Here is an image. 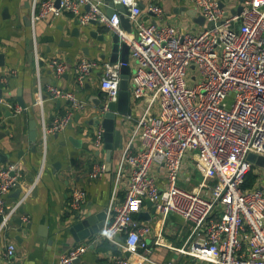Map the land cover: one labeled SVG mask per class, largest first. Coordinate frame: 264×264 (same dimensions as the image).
Instances as JSON below:
<instances>
[{
    "label": "built area",
    "instance_id": "built-area-1",
    "mask_svg": "<svg viewBox=\"0 0 264 264\" xmlns=\"http://www.w3.org/2000/svg\"><path fill=\"white\" fill-rule=\"evenodd\" d=\"M118 1L128 7L132 32L121 26L120 11L109 16L104 0H60L58 6L56 0H31L30 9L33 32L36 23L50 13L68 12L80 25L93 20L106 25L128 44L136 62L130 90L144 109L122 148L99 237L119 248L121 254L114 257L118 264H132L127 253L151 262L147 251L152 227L137 217L151 201L161 216L174 213L189 223L185 243L169 246L180 255L204 264H264V188L257 183L251 188L243 186L247 175L258 168L252 157L264 156V0H242L239 14L222 7L220 0H191L206 22L196 32L161 22L163 8L157 3L149 4L144 12L138 0ZM33 45L38 62L36 38ZM49 64L57 75L71 71L79 86H85L99 66L87 57L74 66L58 58ZM125 64L118 60L100 65L102 112L118 99ZM37 92L34 105L40 108L46 147L48 136L67 129L85 102L71 90L43 88L40 76ZM45 95L70 104L50 123L43 110ZM0 105L12 107L4 98ZM93 128L94 144L102 148L104 128ZM188 162L201 175L197 185H192L193 176L185 170ZM126 167L129 181L119 197ZM106 169L105 162L95 164L90 176L99 178ZM23 179L20 161L0 166V240L35 187L36 182L25 185ZM17 188L22 191L20 198L7 203V194ZM86 198L84 189L74 187L71 207L79 208ZM88 246L63 252L59 264H74ZM15 253V243L9 242L5 256L12 258Z\"/></svg>",
    "mask_w": 264,
    "mask_h": 264
},
{
    "label": "crops",
    "instance_id": "crops-1",
    "mask_svg": "<svg viewBox=\"0 0 264 264\" xmlns=\"http://www.w3.org/2000/svg\"><path fill=\"white\" fill-rule=\"evenodd\" d=\"M138 1L143 4L144 12L149 4H159L163 8L160 21L171 23L179 29L196 32L206 23L202 25L198 21L202 15L191 0ZM220 1L225 2L223 7L229 11L241 4V0ZM30 9L31 0H0V52L4 53L6 58V64L0 67V77H6L5 82L0 81L2 98L7 101L10 98L19 107L21 99L38 122V137L32 142L29 138L28 113L24 110L15 112L10 101L8 102L12 107L0 105V132H3L0 135V152L9 156L6 162L20 161L24 169L25 185L36 182L34 189L20 206L22 211L19 210L5 233L6 236L0 240V264H59L63 252L84 244H89L88 249L74 264H118L114 259L116 253L99 249L104 240L99 237L103 227L98 233L77 242L76 245L71 228L87 217L103 212L107 216L122 148L128 142L130 130L144 109L141 100L132 96V113L117 119V128L123 135L122 148L111 152L106 151L104 146L98 148L91 136L94 126L85 124L84 120L96 112V105L90 97H96L99 90V76L102 71L100 65L113 62L114 56L120 60L127 58L131 69L130 85L136 62L131 57L130 50L127 53L121 49L117 54L113 51L115 32L108 26L100 23L80 25L70 13L61 12L50 13L41 18L33 32L31 23H28ZM34 38L40 56L38 62L33 51L34 45L31 47ZM82 57L94 59L99 63L85 86L76 83L71 71L57 75L49 64L50 60L58 58L66 61L69 66H74ZM38 76L43 88L55 86L71 90L85 102L84 108L78 112L82 115L81 118L76 120L77 113L67 129L48 136L46 147L41 137L40 108L34 105L38 95ZM102 96L103 94L101 99ZM44 98L43 110L48 123L70 105L64 99H54L46 95ZM9 111H12L13 115H8ZM70 137L80 139L82 147L75 146ZM6 162L0 163V166ZM103 162L107 165L105 173L99 178H92L90 173L95 164ZM185 164V170L193 176L192 185H197L201 175L194 170L191 162ZM257 169L261 171L264 167L258 166ZM257 169V185L264 188V172L259 173ZM129 175L130 169L126 167L120 177L119 197L124 195ZM74 187H80L87 192L86 200L77 209L70 205V191ZM18 189L20 188L7 194V203L13 204L20 198L22 191L18 195ZM142 212L151 214V218H142ZM137 217L152 227L148 236L147 251L152 261H144L127 253L132 264H166L168 261H174L176 264H204L180 255L169 247L182 246L190 233L189 223L181 216L174 213L165 217L157 212L153 214L147 205ZM18 219H21L22 223L16 222ZM123 238L124 235H121L120 239ZM157 238L161 241L159 244L155 243ZM93 239L96 241L92 243ZM9 242L16 245V253L12 258H7L4 254ZM117 249L119 250L118 247Z\"/></svg>",
    "mask_w": 264,
    "mask_h": 264
},
{
    "label": "water",
    "instance_id": "water-1",
    "mask_svg": "<svg viewBox=\"0 0 264 264\" xmlns=\"http://www.w3.org/2000/svg\"><path fill=\"white\" fill-rule=\"evenodd\" d=\"M107 13L109 16H112L116 10L120 11L119 17H120V23L121 26L125 29L127 32L133 31V25L130 21L128 15L130 14L128 7L121 4L118 0H104ZM242 2V0H241ZM60 3V0H56V5L58 6ZM221 6L223 7L225 2L220 1ZM141 9H144L143 4L140 3ZM242 10V4L238 5L236 8H232L230 11L233 14H239ZM28 23H31L30 18H28ZM198 21L203 25L205 23V18L202 16L198 19ZM92 24H99L97 21H91ZM240 24V21L237 22V25ZM208 26H211L212 23H208ZM33 46V43L31 44V47ZM33 48V47H32ZM121 49L129 52V46L127 43L123 42L120 38V36L117 33H113V51L117 54L121 51ZM120 60L116 56L113 57V62H116ZM122 61L127 63V58H121ZM6 64V58L5 54L0 52V67L4 66ZM121 81H120V92L117 101L110 102L108 104V110L106 112H102L103 105L101 104V98L102 92L100 90L97 91L96 97H90V100L96 105V114L91 116L90 118L84 120L85 124H89L90 126H98L102 125L104 128L103 132V139H104V149L106 151H113L117 148H122V141H123V135L121 134V131L117 128V119L120 116H126L132 113V107H131V100H132V94L130 90L129 85V77L131 74V69L128 66V64H125L122 67L121 70ZM3 97V91L2 88H0V98ZM20 101V107L24 110V112L28 113L29 116V138L32 142H35L38 137V122L33 117V113L27 110L26 104L19 99ZM60 104V102H57ZM8 115H13L12 111L8 112ZM81 114L78 113L76 116V120L81 118ZM78 117V118H77ZM11 122V120H10ZM8 132V130L6 131ZM3 132H0V135H2ZM70 140L75 144L77 147H82V142L80 139H76L74 137H70ZM9 156L7 154H3L0 152V163L6 162L8 160ZM252 160L255 162L256 165L264 167V156H253ZM21 190L18 189L17 193L20 194ZM148 206L151 208V213H156V207L153 206L151 201L147 202ZM21 210V209H20ZM22 211V210H21ZM144 219H150L151 214H145L141 213L140 215ZM106 213H100L97 216L87 217L85 219H82L78 221L76 224H74L71 228V232L73 234L75 245L77 242L87 239L91 237L93 234L98 233L100 229L103 227L105 223ZM18 223H22L21 219L16 220ZM30 224H28L29 226Z\"/></svg>",
    "mask_w": 264,
    "mask_h": 264
},
{
    "label": "trees",
    "instance_id": "trees-1",
    "mask_svg": "<svg viewBox=\"0 0 264 264\" xmlns=\"http://www.w3.org/2000/svg\"><path fill=\"white\" fill-rule=\"evenodd\" d=\"M10 102L13 103V106L15 107V102L13 100H11L9 98ZM258 175L254 172H250L248 175H247V179L244 183V187H254L257 183V179H258ZM99 249L101 250H112L114 253L116 254H121V251L117 249V247L113 244H111L108 240H103V242L101 243V245L99 246Z\"/></svg>",
    "mask_w": 264,
    "mask_h": 264
},
{
    "label": "rangeland",
    "instance_id": "rangeland-1",
    "mask_svg": "<svg viewBox=\"0 0 264 264\" xmlns=\"http://www.w3.org/2000/svg\"><path fill=\"white\" fill-rule=\"evenodd\" d=\"M256 169H257V168H256ZM257 171H258L259 173L262 172V171L264 172V170L259 171L258 169H257ZM263 175H264V173H263ZM261 176H262V175H261ZM261 178H262V177H261Z\"/></svg>",
    "mask_w": 264,
    "mask_h": 264
}]
</instances>
